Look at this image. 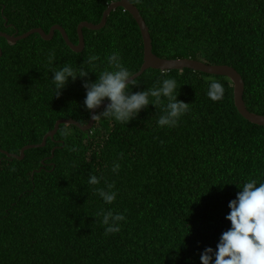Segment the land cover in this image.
Wrapping results in <instances>:
<instances>
[{"label": "trees", "instance_id": "16d2710c", "mask_svg": "<svg viewBox=\"0 0 264 264\" xmlns=\"http://www.w3.org/2000/svg\"><path fill=\"white\" fill-rule=\"evenodd\" d=\"M117 1L0 0V32L49 33L60 25L77 44L78 26L99 24ZM130 1L149 27L154 54L232 66L245 82L247 109L264 116V0ZM83 34L80 53L58 31L50 41L33 34L10 45L0 38V264H200L204 249H215L231 226L229 202L246 182H264V127L238 112L229 78L149 69L128 91L174 78L178 99L190 103L175 127L156 124L167 103L162 98L128 124L101 118L89 131L61 125L22 160L3 153L20 155L42 143L60 119L90 120L79 78L54 96L51 53L58 67L98 56L90 81L111 70L106 57L114 51L132 76L141 69V31L123 8L103 29ZM212 81L223 85L218 101L207 96ZM91 175L102 177L99 184L88 183ZM108 185L117 192L112 204L98 194ZM101 210L126 217L118 233L105 235Z\"/></svg>", "mask_w": 264, "mask_h": 264}, {"label": "clouds", "instance_id": "9594fccd", "mask_svg": "<svg viewBox=\"0 0 264 264\" xmlns=\"http://www.w3.org/2000/svg\"><path fill=\"white\" fill-rule=\"evenodd\" d=\"M98 59L96 55H89L74 68L68 63L62 67L56 66L54 53L48 57V74H52L50 86L54 96H61L68 83L79 78L85 89L83 106L89 112L90 121L112 118L128 124L142 109L150 104L157 106L162 98H166L167 103L164 113L156 120L158 127H175L188 111L190 103L178 99L177 81L174 78L158 81L157 86L148 90L128 91L129 86L132 88L136 83L132 73L121 62L118 51L106 57L111 70L101 71L95 81H90L87 77L89 72H95L91 69ZM222 95L223 85L218 81L210 82L208 98L218 101ZM150 97L154 99L150 101ZM101 107L102 110H99ZM70 131L65 129V135L70 134ZM119 168L120 165L116 163L112 171L117 172ZM100 179L102 177L91 175L88 183L97 185ZM113 187L108 185L107 191L98 189L105 204H112L116 200L117 192L112 191ZM241 189L228 204L230 212L225 218L230 221V228L221 234L215 249H204L200 255V264H264V182L258 184L256 180H250ZM100 214L103 216L105 235L118 233L121 222L126 219L122 213H114L112 210H101Z\"/></svg>", "mask_w": 264, "mask_h": 264}, {"label": "water", "instance_id": "95a60500", "mask_svg": "<svg viewBox=\"0 0 264 264\" xmlns=\"http://www.w3.org/2000/svg\"><path fill=\"white\" fill-rule=\"evenodd\" d=\"M118 8H123L125 11L129 12L133 16V18L135 19L136 23L139 26V29L141 31V35L143 38L144 63L141 69L132 76L133 80H136L146 70H149V69H155V70H161V71L190 69L196 72H201V73H205L209 75L225 76L229 78L231 82L233 83L234 102L241 116L244 117L246 120H248L252 124H256L258 126L264 127V116L249 111L245 105V102H244L245 82L241 74L235 68H233L232 66H228V65H210V64H206L201 61L194 60V59H166V58L158 57L153 52L152 39H151L149 27L147 26L146 21L142 17L139 9L134 4H132L130 0H119L117 2H113L112 4H110V6H108L106 11L104 12L103 18L99 24H94L88 21L82 22L78 26V29H77L78 37H79V42L77 44L73 43L70 40L66 30L60 25H54L50 29L49 33H46L42 28H35V29L28 31L25 34L13 35V36H10L4 32H0V38H5L10 45H15L19 41L27 39L33 34H39L45 41H50L54 38L56 31H58L61 33L66 44L74 52L80 53L85 49V46H86L83 30L85 28L93 30V31H98V30L103 29L107 24L108 16ZM6 22L8 21L6 20ZM1 56H2V49L0 47V57ZM107 103L108 101H105V104ZM95 122L89 120L88 124L83 125L80 122L73 120V119H60L56 122L54 129L48 132L44 136L42 143L25 146L21 150L20 155L11 154L6 151H3V153L9 157L22 160L24 159L25 152L27 150L33 149V148L45 147L48 139H54L61 125H74L80 128L82 131H89L93 128ZM54 151L55 150H53V154H54Z\"/></svg>", "mask_w": 264, "mask_h": 264}]
</instances>
